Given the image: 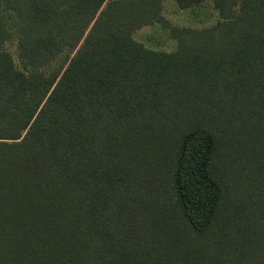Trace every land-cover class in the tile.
Instances as JSON below:
<instances>
[{
	"label": "trees",
	"instance_id": "16d2710c",
	"mask_svg": "<svg viewBox=\"0 0 264 264\" xmlns=\"http://www.w3.org/2000/svg\"><path fill=\"white\" fill-rule=\"evenodd\" d=\"M168 1L0 0V264H264V0Z\"/></svg>",
	"mask_w": 264,
	"mask_h": 264
},
{
	"label": "rangeland",
	"instance_id": "374dc122",
	"mask_svg": "<svg viewBox=\"0 0 264 264\" xmlns=\"http://www.w3.org/2000/svg\"><path fill=\"white\" fill-rule=\"evenodd\" d=\"M168 5L170 9L168 14L170 16V19L174 23L187 24L188 26L192 27H201L207 24H211L216 21L217 18H219L217 11L213 8V5L208 0H204L199 8L203 12V22L202 20H199L188 23L184 21V19H187L185 17L191 15V11L188 12L178 9L177 6L172 2V0L168 1ZM164 34L165 33L157 29V27L144 26L137 32L136 38L144 41L146 44H148L149 46H153L154 48H165L167 50L172 49V45L169 46L170 42Z\"/></svg>",
	"mask_w": 264,
	"mask_h": 264
}]
</instances>
